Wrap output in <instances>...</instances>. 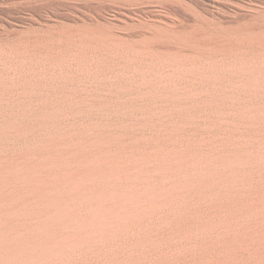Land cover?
<instances>
[{"label":"bare ground","instance_id":"obj_1","mask_svg":"<svg viewBox=\"0 0 264 264\" xmlns=\"http://www.w3.org/2000/svg\"><path fill=\"white\" fill-rule=\"evenodd\" d=\"M40 3L0 25V264H264V0Z\"/></svg>","mask_w":264,"mask_h":264},{"label":"rangeland","instance_id":"obj_2","mask_svg":"<svg viewBox=\"0 0 264 264\" xmlns=\"http://www.w3.org/2000/svg\"><path fill=\"white\" fill-rule=\"evenodd\" d=\"M34 1L35 0H0V25H5L8 31H15V32L21 31L23 28L19 27V24L11 17L13 15L12 12L14 13V11H17V8L20 9L26 5L33 7L37 3L39 4L40 1H42V3L40 4H43L44 2L45 3L49 2V0H36L35 2ZM59 1H62V0H59ZM70 1L71 2L74 1L76 3L78 2L80 4H85L93 0H70ZM20 15H23V14H20Z\"/></svg>","mask_w":264,"mask_h":264}]
</instances>
